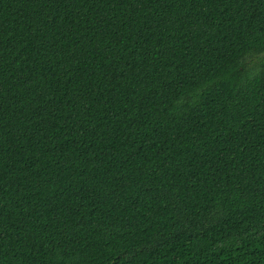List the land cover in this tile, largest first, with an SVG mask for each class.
Masks as SVG:
<instances>
[{
  "label": "trees",
  "instance_id": "obj_1",
  "mask_svg": "<svg viewBox=\"0 0 264 264\" xmlns=\"http://www.w3.org/2000/svg\"><path fill=\"white\" fill-rule=\"evenodd\" d=\"M0 264H264V0H0Z\"/></svg>",
  "mask_w": 264,
  "mask_h": 264
}]
</instances>
